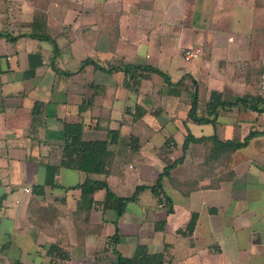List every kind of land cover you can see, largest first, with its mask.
I'll use <instances>...</instances> for the list:
<instances>
[{
    "label": "crops",
    "instance_id": "1",
    "mask_svg": "<svg viewBox=\"0 0 264 264\" xmlns=\"http://www.w3.org/2000/svg\"><path fill=\"white\" fill-rule=\"evenodd\" d=\"M263 67L264 0H0V264H103L138 245L164 264H264ZM212 92L259 110L240 101L188 121L193 95L207 117ZM64 122L84 141L119 133L108 175L60 167L45 184ZM187 130L202 140L184 151ZM249 135L235 151L213 139ZM175 161L161 180L170 211L150 188L120 215L79 205L85 179L126 197Z\"/></svg>",
    "mask_w": 264,
    "mask_h": 264
},
{
    "label": "trees",
    "instance_id": "2",
    "mask_svg": "<svg viewBox=\"0 0 264 264\" xmlns=\"http://www.w3.org/2000/svg\"><path fill=\"white\" fill-rule=\"evenodd\" d=\"M146 69L152 70L154 72H159V70L152 67H145ZM126 72L129 71L128 68L125 69ZM167 79V78H166ZM250 96L244 98H238L233 102H226L222 100L220 93L212 92L209 100L206 103L207 108V117H198L196 116V106H197V97L196 94L193 95L192 105L188 112V121L191 120L197 123H212L215 121V118L219 114L218 107H223L225 105H235L240 101L244 104L245 107L251 110H259L253 104L256 102ZM260 98L257 97L256 100ZM261 111H264V107L261 108ZM82 123H63V133H64V141L62 145L61 151V160L59 164L46 165V177L45 184L50 185L52 187L57 186L55 183V176L58 173L60 167H65L68 169H75L78 171L85 172L87 174H101L108 175L110 172L109 162L111 161V152L110 146L116 144L119 139V133L117 131L108 130V137L106 140L102 141H84L82 139ZM252 135L244 138L241 141H227V142H219L213 136V139L217 142V147L219 150L222 149H230L231 151H235L247 145L249 138ZM202 138H195L190 134L187 130V135L185 137L183 143V150L187 148V145L191 141H201ZM210 150V149H209ZM213 150L208 152V161L213 156L211 154ZM222 152L219 153V156L222 157ZM214 157V156H213ZM179 162V160H178ZM177 161L168 164L163 171L159 174V177L156 180V183L152 186H137L135 191L126 197L117 196L109 187L108 183L105 180H97V179H85L82 183L74 186V188L80 189L81 197L79 201L80 207L83 209H91L93 206H100V208L104 211L106 209H113L116 211L118 215L122 214L125 211V207L128 202L136 199L138 193L146 188H150L154 195L158 198L159 202L163 205H167V211L171 210V203L168 198H165L164 191L161 186V180L165 175L169 174L170 169L178 163ZM38 193L41 192V187H36ZM103 189L105 191L104 198L101 201H95L93 198V194L95 191ZM2 199L0 198V208L2 206ZM197 215L193 214L187 227L186 233L190 234L196 224ZM118 240L117 234L115 233L113 236L109 238L108 244L110 246L114 245ZM114 251V259H111L103 264H164L166 262L165 251L158 253H151L148 251L147 247L144 245H138L132 256H124L120 254L118 251ZM99 262V261H98ZM98 264V263H95ZM100 264V263H99Z\"/></svg>",
    "mask_w": 264,
    "mask_h": 264
},
{
    "label": "built area",
    "instance_id": "3",
    "mask_svg": "<svg viewBox=\"0 0 264 264\" xmlns=\"http://www.w3.org/2000/svg\"><path fill=\"white\" fill-rule=\"evenodd\" d=\"M193 55H194L193 50H185V52H184V58L186 60L191 59ZM257 93L261 96H264V67L261 71L260 78H259V81L257 83ZM25 191L30 192V189L25 188Z\"/></svg>",
    "mask_w": 264,
    "mask_h": 264
}]
</instances>
